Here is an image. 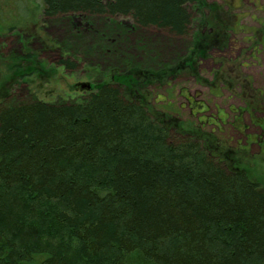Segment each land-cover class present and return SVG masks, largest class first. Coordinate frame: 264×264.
I'll return each instance as SVG.
<instances>
[{
  "label": "trees",
  "instance_id": "16d2710c",
  "mask_svg": "<svg viewBox=\"0 0 264 264\" xmlns=\"http://www.w3.org/2000/svg\"><path fill=\"white\" fill-rule=\"evenodd\" d=\"M197 1L42 0L45 18H128L192 46L159 70L126 67L80 101H8V84L35 73L23 69L34 54L14 57L0 75V264H264L260 182L213 134L150 106L221 43L208 41Z\"/></svg>",
  "mask_w": 264,
  "mask_h": 264
},
{
  "label": "rangeland",
  "instance_id": "374dc122",
  "mask_svg": "<svg viewBox=\"0 0 264 264\" xmlns=\"http://www.w3.org/2000/svg\"><path fill=\"white\" fill-rule=\"evenodd\" d=\"M43 8L42 0H0V75L19 62L14 57H36L23 67L32 77L8 84L10 102L80 101L126 67L159 70L184 60L192 46L191 36L140 28L128 18L49 19ZM192 9L197 21H208V41L220 35L221 43L193 74L186 69L153 90L150 106L177 118L185 131L213 134L232 154L229 163L246 168L264 189V0H199ZM66 55L77 60L76 70L57 66Z\"/></svg>",
  "mask_w": 264,
  "mask_h": 264
},
{
  "label": "bare ground",
  "instance_id": "6f19581e",
  "mask_svg": "<svg viewBox=\"0 0 264 264\" xmlns=\"http://www.w3.org/2000/svg\"><path fill=\"white\" fill-rule=\"evenodd\" d=\"M35 13V11L33 12V14ZM161 31V30H160ZM73 58V57H72Z\"/></svg>",
  "mask_w": 264,
  "mask_h": 264
}]
</instances>
